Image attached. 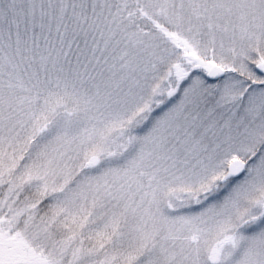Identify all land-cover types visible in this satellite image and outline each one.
Instances as JSON below:
<instances>
[{"label":"snow or ice","instance_id":"snow-or-ice-1","mask_svg":"<svg viewBox=\"0 0 264 264\" xmlns=\"http://www.w3.org/2000/svg\"><path fill=\"white\" fill-rule=\"evenodd\" d=\"M0 264H264V0H0Z\"/></svg>","mask_w":264,"mask_h":264}]
</instances>
